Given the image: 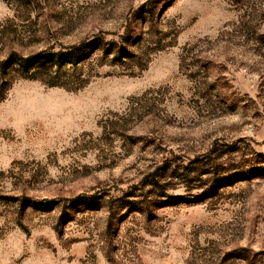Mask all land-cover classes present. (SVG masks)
<instances>
[{
	"label": "rangeland",
	"instance_id": "374dc122",
	"mask_svg": "<svg viewBox=\"0 0 264 264\" xmlns=\"http://www.w3.org/2000/svg\"><path fill=\"white\" fill-rule=\"evenodd\" d=\"M83 44L0 75V264H264V0H0V61Z\"/></svg>",
	"mask_w": 264,
	"mask_h": 264
},
{
	"label": "trees",
	"instance_id": "16d2710c",
	"mask_svg": "<svg viewBox=\"0 0 264 264\" xmlns=\"http://www.w3.org/2000/svg\"><path fill=\"white\" fill-rule=\"evenodd\" d=\"M88 49L87 45L72 46L70 49L57 52H39L29 56H20L16 53H11L4 60L0 61V75L9 69L19 71L23 76L35 75L39 70L56 67L58 70L65 66L67 63L74 65L76 57L83 54ZM9 73V72H8ZM6 84V83H5ZM95 196H78L72 202L83 200L84 202L91 203L97 202ZM40 204L33 203V206L38 207Z\"/></svg>",
	"mask_w": 264,
	"mask_h": 264
}]
</instances>
